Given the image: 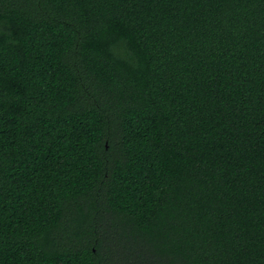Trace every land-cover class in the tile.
<instances>
[{"label":"trees","instance_id":"obj_1","mask_svg":"<svg viewBox=\"0 0 264 264\" xmlns=\"http://www.w3.org/2000/svg\"><path fill=\"white\" fill-rule=\"evenodd\" d=\"M0 264H264V0H0Z\"/></svg>","mask_w":264,"mask_h":264}]
</instances>
